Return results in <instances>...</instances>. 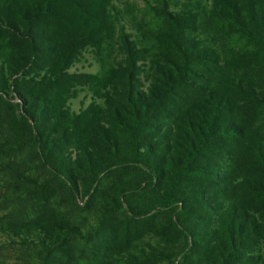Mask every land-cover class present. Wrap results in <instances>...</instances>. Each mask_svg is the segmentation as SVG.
Returning a JSON list of instances; mask_svg holds the SVG:
<instances>
[{
    "label": "trees",
    "instance_id": "1",
    "mask_svg": "<svg viewBox=\"0 0 264 264\" xmlns=\"http://www.w3.org/2000/svg\"><path fill=\"white\" fill-rule=\"evenodd\" d=\"M139 1L0 0V264H264V0Z\"/></svg>",
    "mask_w": 264,
    "mask_h": 264
},
{
    "label": "rangeland",
    "instance_id": "2",
    "mask_svg": "<svg viewBox=\"0 0 264 264\" xmlns=\"http://www.w3.org/2000/svg\"><path fill=\"white\" fill-rule=\"evenodd\" d=\"M132 1L141 5L139 0ZM74 67L80 71L96 72L99 69V64L96 62L95 57L88 50H86L83 52L80 60L74 65ZM87 101V92L83 89L78 93L75 99L70 101L69 105L72 110H77L81 105H85Z\"/></svg>",
    "mask_w": 264,
    "mask_h": 264
}]
</instances>
